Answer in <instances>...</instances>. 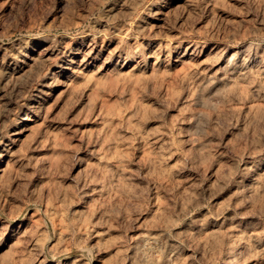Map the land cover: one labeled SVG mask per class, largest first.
Returning <instances> with one entry per match:
<instances>
[{
	"label": "rangeland",
	"instance_id": "374dc122",
	"mask_svg": "<svg viewBox=\"0 0 264 264\" xmlns=\"http://www.w3.org/2000/svg\"><path fill=\"white\" fill-rule=\"evenodd\" d=\"M0 264H264V0H0Z\"/></svg>",
	"mask_w": 264,
	"mask_h": 264
}]
</instances>
